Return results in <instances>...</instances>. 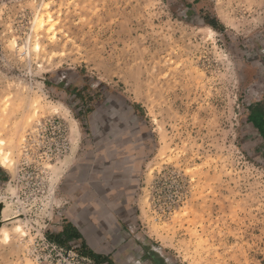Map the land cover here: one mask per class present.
<instances>
[{"label":"rangeland","instance_id":"rangeland-1","mask_svg":"<svg viewBox=\"0 0 264 264\" xmlns=\"http://www.w3.org/2000/svg\"><path fill=\"white\" fill-rule=\"evenodd\" d=\"M259 103L264 0H0V264H264Z\"/></svg>","mask_w":264,"mask_h":264},{"label":"crops","instance_id":"crops-1","mask_svg":"<svg viewBox=\"0 0 264 264\" xmlns=\"http://www.w3.org/2000/svg\"><path fill=\"white\" fill-rule=\"evenodd\" d=\"M247 121H248L249 125L257 132L259 137L264 141V110L259 109V111L257 113L250 112L248 115ZM72 228H73L72 231H76V233L79 235V238L75 241H82V240H84V238L86 239L85 235H82L83 233L80 231L79 228H77V227H72ZM63 232H65V230L61 231V233H59L58 235L62 234ZM119 234H120L119 235L120 236V238H119L120 242L118 241V243L116 245L117 246L122 245V252H124L122 254L124 255V258L126 259L133 252V251L130 252V249H133V250L137 249L136 242H135V245H132L133 244L132 241H136L137 237L135 238L133 235H131V232L129 230L124 231V232L121 231ZM82 236H84V238ZM62 239H63V241H66L65 236ZM55 240H56V238H55ZM122 240L124 241V245H123V243H121ZM75 241H70L67 244H70V243L75 242ZM98 245H101V244L98 243ZM94 246H96V245H94ZM95 248H97V247H95ZM142 249H143V246H142ZM138 255L143 256L144 254L142 253V251L141 252L138 251ZM108 259L111 260L110 257H108ZM125 259H124V261H125ZM109 263L110 264H116L115 261H113V259L111 262L109 261Z\"/></svg>","mask_w":264,"mask_h":264},{"label":"built area","instance_id":"built-area-1","mask_svg":"<svg viewBox=\"0 0 264 264\" xmlns=\"http://www.w3.org/2000/svg\"><path fill=\"white\" fill-rule=\"evenodd\" d=\"M41 240L49 252V257H45L44 261L40 259L38 264H102L80 253L77 249H65L63 246L48 241L46 237Z\"/></svg>","mask_w":264,"mask_h":264},{"label":"trees","instance_id":"trees-1","mask_svg":"<svg viewBox=\"0 0 264 264\" xmlns=\"http://www.w3.org/2000/svg\"><path fill=\"white\" fill-rule=\"evenodd\" d=\"M210 26L216 28V26L213 23H208ZM259 109H263L264 110V103H259L257 105H254L252 107H250V112L252 113H257L259 111ZM65 236L66 241H63V237ZM56 238V240H55ZM55 238H50L52 241H55L59 244H61L62 246L67 245V243H69L70 241H75L79 238V235L76 233V231H72V229H67L65 230V232H63L60 235H57ZM86 246L83 245V248H85ZM83 254L92 257L93 259H95L98 262H101L103 259L100 256L94 255V253L89 252V253H84Z\"/></svg>","mask_w":264,"mask_h":264},{"label":"bare ground","instance_id":"bare-ground-1","mask_svg":"<svg viewBox=\"0 0 264 264\" xmlns=\"http://www.w3.org/2000/svg\"><path fill=\"white\" fill-rule=\"evenodd\" d=\"M74 137H76V133H75V136ZM1 153H2V151H1ZM2 218H3V222H5V221H11V220L17 218V215H13V214L10 213L9 210L4 209L3 210V213H2ZM16 231L25 234L24 231L22 230V228L20 226L17 227ZM0 237H2L5 242H10L12 235H11V232L9 230H7L4 227L1 228V226H0Z\"/></svg>","mask_w":264,"mask_h":264},{"label":"water","instance_id":"water-1","mask_svg":"<svg viewBox=\"0 0 264 264\" xmlns=\"http://www.w3.org/2000/svg\"><path fill=\"white\" fill-rule=\"evenodd\" d=\"M1 213H2V209L0 207V226H1Z\"/></svg>","mask_w":264,"mask_h":264}]
</instances>
